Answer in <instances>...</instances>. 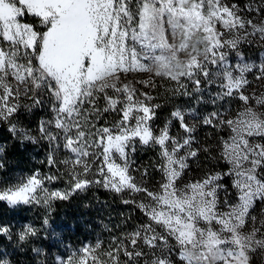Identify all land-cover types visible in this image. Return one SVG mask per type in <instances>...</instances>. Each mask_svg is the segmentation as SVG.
<instances>
[{"label": "snow or ice", "instance_id": "obj_1", "mask_svg": "<svg viewBox=\"0 0 264 264\" xmlns=\"http://www.w3.org/2000/svg\"><path fill=\"white\" fill-rule=\"evenodd\" d=\"M0 126L45 150L14 172L0 142V205L42 213L0 243L32 264H264V0H0ZM93 187L129 212L73 247L51 216Z\"/></svg>", "mask_w": 264, "mask_h": 264}, {"label": "trees", "instance_id": "obj_2", "mask_svg": "<svg viewBox=\"0 0 264 264\" xmlns=\"http://www.w3.org/2000/svg\"><path fill=\"white\" fill-rule=\"evenodd\" d=\"M0 142H6L8 144V164L12 159L15 160L16 158L20 160L26 159L28 162H31L29 154H31L32 148H34L31 147L32 145L26 148L12 141L6 129L0 131ZM41 150L43 151L44 148L41 147ZM44 151L40 152V155H38L39 161L44 158ZM136 155L142 161L145 160V163H151L152 160H154L153 156L156 154L154 149L141 148ZM38 162H34V164L31 165V169L34 167H41ZM44 170L47 171V169ZM152 173L158 175V172L154 170ZM119 204H121L120 198L114 193L102 188L93 187L88 192L76 195L71 200L57 202L51 216V223L57 232L63 234L66 243L73 247H78L85 239L94 240L97 235L105 238L107 237L108 233L104 231V226L108 225L111 227L120 223L122 218L121 214L123 213L126 215L129 212L128 207H117ZM6 213L7 215H12L13 219L15 218L14 220L21 216L20 218L27 220V222L35 223L37 226L41 224L42 213L35 208L21 207L13 210L4 205H0V219H5ZM137 214L139 213H136L135 216ZM139 218L140 215L137 219ZM49 243V240H40L36 242L37 246L45 247H47ZM5 247L7 251L12 254L14 264H32L31 253H14L7 241L0 243V250H3ZM58 252H64L63 245L58 246V248L54 247L52 249V256H55Z\"/></svg>", "mask_w": 264, "mask_h": 264}, {"label": "rangeland", "instance_id": "obj_3", "mask_svg": "<svg viewBox=\"0 0 264 264\" xmlns=\"http://www.w3.org/2000/svg\"><path fill=\"white\" fill-rule=\"evenodd\" d=\"M245 55L247 57L251 58V59H257L261 55V53H260V51L258 49L247 48V49H245ZM250 79H251V77H250ZM160 103H164V101L161 100ZM173 104H182V105H184V107L187 108V107H190L192 105V102L186 100L185 98H177L176 100L173 101ZM170 110H171L170 106H166L165 108L161 109L160 115H159V119L156 121L157 125H160V124H162L165 121V119L169 116ZM201 111H204V107L203 106H201ZM112 119H114V117L110 116L109 120L111 121ZM32 126L35 127L34 124ZM205 135H206V130H202L199 133V136H200L202 141H203ZM29 145H32V144H28L27 146H29ZM31 147H34V148H32L31 154H29V156H30L29 158L31 159V162L30 161L28 162L26 159L25 160H20L18 158H16L17 160L16 159L15 160L12 159L10 161V163L7 165L9 170L14 171V172L27 173V172L32 171L35 168L34 167L33 169H31V165H33L34 162H38L39 161L38 160V155H40V152H43L44 150L42 151L40 145H38V144L37 145H32ZM155 156L156 155L153 156L154 160H152V162L155 161V159H156ZM135 159H136L138 164H146L145 163L146 161L145 160L142 161L141 159H139L137 157V155H136ZM199 174L200 173L198 171H193V172L189 173V176L191 177V176L199 175ZM152 177H153V182L160 180L159 173H158V175L152 173ZM57 186L62 187L63 186L62 182H58ZM117 207L121 208V207H124V205L121 203V204L117 205ZM139 215L140 214H137L136 218H138ZM20 217H18L16 220H14L15 218L13 219L12 215H7V213H6V218L4 220L11 221L12 223H15V224H22V223L27 222V220H24V219H22Z\"/></svg>", "mask_w": 264, "mask_h": 264}]
</instances>
